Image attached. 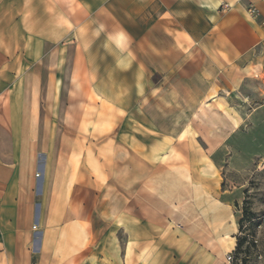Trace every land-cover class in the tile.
Returning <instances> with one entry per match:
<instances>
[{
    "label": "crops",
    "instance_id": "1",
    "mask_svg": "<svg viewBox=\"0 0 264 264\" xmlns=\"http://www.w3.org/2000/svg\"><path fill=\"white\" fill-rule=\"evenodd\" d=\"M263 50L264 0H0V264H231L213 125L152 117Z\"/></svg>",
    "mask_w": 264,
    "mask_h": 264
},
{
    "label": "rangeland",
    "instance_id": "2",
    "mask_svg": "<svg viewBox=\"0 0 264 264\" xmlns=\"http://www.w3.org/2000/svg\"><path fill=\"white\" fill-rule=\"evenodd\" d=\"M263 60L264 50L253 61ZM235 75L229 85L218 83L215 79L213 93L216 96L209 101L203 99V95L196 100L181 101L172 89L167 92L171 99L162 98L155 105L161 115L153 116L152 119L166 125L168 133L171 134L174 133L170 129L179 125L175 119L185 115V112L189 121L183 125H213L211 132L202 134L208 136L207 152H212L222 177L221 188L225 192L223 198L233 207L239 229L237 243L242 241L239 250L232 253L234 260L231 264H264V69L258 76H246L240 69H237ZM207 76L210 79L215 78V75L209 73ZM239 78L240 81L237 80ZM223 88L231 93L226 94L222 91ZM204 102L211 103V110L208 112L213 113L214 122L203 115L206 110ZM55 104L56 101L54 108ZM169 105L176 109H165ZM83 107L84 110L93 109L88 105ZM134 109H138V101L135 102ZM229 121L236 127H230ZM88 122L87 120L86 123ZM202 146L205 147V144L202 143ZM190 150L188 152L185 149L186 154H194V149ZM124 153L128 155L125 149ZM118 156V171L124 172L127 168L129 170L130 165L120 160V151ZM138 166L135 163L133 165L135 176L141 170Z\"/></svg>",
    "mask_w": 264,
    "mask_h": 264
},
{
    "label": "built area",
    "instance_id": "3",
    "mask_svg": "<svg viewBox=\"0 0 264 264\" xmlns=\"http://www.w3.org/2000/svg\"><path fill=\"white\" fill-rule=\"evenodd\" d=\"M227 7H228V5H225L224 8H227ZM249 12H250L252 15H258V14H259V11H258V10L256 9V7H254V6H251V7H250ZM37 175H38V174H37ZM34 228H36V226H34ZM226 259H227V261H228L229 263H232L233 260H234V256H233V254H232V253H229V254L227 255Z\"/></svg>",
    "mask_w": 264,
    "mask_h": 264
},
{
    "label": "trees",
    "instance_id": "4",
    "mask_svg": "<svg viewBox=\"0 0 264 264\" xmlns=\"http://www.w3.org/2000/svg\"><path fill=\"white\" fill-rule=\"evenodd\" d=\"M242 244V241L240 240V241H238V243H237V246H236V249L235 250H239V248H240V245Z\"/></svg>",
    "mask_w": 264,
    "mask_h": 264
},
{
    "label": "bare ground",
    "instance_id": "5",
    "mask_svg": "<svg viewBox=\"0 0 264 264\" xmlns=\"http://www.w3.org/2000/svg\"><path fill=\"white\" fill-rule=\"evenodd\" d=\"M258 76V75H257Z\"/></svg>",
    "mask_w": 264,
    "mask_h": 264
}]
</instances>
